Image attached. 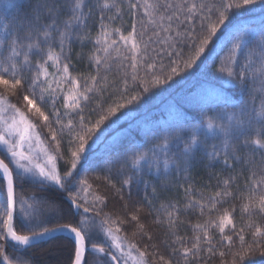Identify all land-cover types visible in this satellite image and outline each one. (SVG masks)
Wrapping results in <instances>:
<instances>
[{
	"label": "snow or ice",
	"instance_id": "obj_1",
	"mask_svg": "<svg viewBox=\"0 0 264 264\" xmlns=\"http://www.w3.org/2000/svg\"><path fill=\"white\" fill-rule=\"evenodd\" d=\"M256 11L0 0V264H49L42 245L67 264H264V17L240 19ZM201 66L183 104L136 121ZM125 120L139 138L111 137Z\"/></svg>",
	"mask_w": 264,
	"mask_h": 264
},
{
	"label": "trees",
	"instance_id": "obj_2",
	"mask_svg": "<svg viewBox=\"0 0 264 264\" xmlns=\"http://www.w3.org/2000/svg\"><path fill=\"white\" fill-rule=\"evenodd\" d=\"M264 17V13L259 11L249 13L246 16L241 17L240 19L249 23L256 24L259 22V18ZM224 55V53H221ZM210 72L209 68L205 66H201L198 70H196L195 75L189 79L188 81H182L180 85L174 87L169 93L164 95H156L148 100V102L140 109L138 114H136V121L140 122H148L154 121L160 118L168 105L170 104H183L184 98L191 92L194 93L199 88L201 82H203L208 73ZM15 102V101H14ZM185 107H191L190 105H185ZM136 121H133V127L130 128L128 121H121L120 125L117 126L114 131L111 133V137L114 138H123L129 132L132 133L133 136L138 137V129L135 128ZM220 170V166H216V171ZM194 173L199 175H203V168L198 167L194 169ZM193 222H197L195 219ZM202 222V221H200ZM48 245H42L40 249H35L37 261H48L49 264H67V253H59V254H44L43 249L47 248ZM6 251L9 255L12 254V250L10 247L6 246ZM225 259H230V257H225ZM214 264H220L217 259Z\"/></svg>",
	"mask_w": 264,
	"mask_h": 264
}]
</instances>
